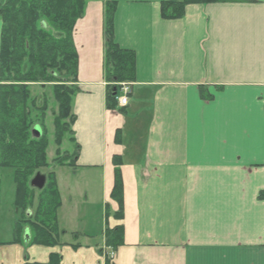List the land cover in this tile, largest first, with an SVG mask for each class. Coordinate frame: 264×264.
I'll list each match as a JSON object with an SVG mask.
<instances>
[{
  "label": "crops",
  "instance_id": "crops-1",
  "mask_svg": "<svg viewBox=\"0 0 264 264\" xmlns=\"http://www.w3.org/2000/svg\"><path fill=\"white\" fill-rule=\"evenodd\" d=\"M108 1L117 2L116 42L136 53L121 112L106 107ZM162 1L87 0L73 35L74 166L98 177L100 199L87 183L92 212L71 214V179L62 173V196L56 172L58 221L74 237L55 246L0 242V264L48 263L52 253L61 264H106L105 230L118 225L124 244L110 264H264V0L189 4L176 20L162 18ZM1 34L2 21L0 44ZM115 156L122 219L111 198Z\"/></svg>",
  "mask_w": 264,
  "mask_h": 264
},
{
  "label": "trees",
  "instance_id": "trees-1",
  "mask_svg": "<svg viewBox=\"0 0 264 264\" xmlns=\"http://www.w3.org/2000/svg\"><path fill=\"white\" fill-rule=\"evenodd\" d=\"M0 1V168L13 170L14 206L22 215L12 242H24L29 230V244L62 245L58 221L62 197L56 172L46 174V184L41 190L32 187L31 180L51 164L75 165L79 156L80 145L73 131L76 115L72 110L78 91L79 56L73 35L77 21L86 13L87 0ZM234 1L241 0H163L160 12L163 19L176 20L184 17L189 4ZM116 8V1L106 2L104 77L106 107L121 112L114 92L121 83L135 81L136 53L122 48L115 40ZM51 98L57 105L52 111L53 141L57 147L52 163L48 157L51 140L46 128ZM35 127L41 131L39 136L34 135ZM67 139L74 144L72 153L63 151ZM113 161L115 182L111 198L118 202L116 216L122 219V160L115 156ZM123 235V225L106 228L105 244L117 250L124 244ZM61 260L60 254L52 253L48 263L25 264H61ZM109 262L106 259V264Z\"/></svg>",
  "mask_w": 264,
  "mask_h": 264
},
{
  "label": "rangeland",
  "instance_id": "rangeland-1",
  "mask_svg": "<svg viewBox=\"0 0 264 264\" xmlns=\"http://www.w3.org/2000/svg\"><path fill=\"white\" fill-rule=\"evenodd\" d=\"M1 5V1H0ZM51 97V94H50ZM50 107L51 110H49L46 118V128L50 135L51 144L48 149V157L50 163H52L53 159L55 158V151H56V145L53 141V124H52V111H55L57 108L56 103L53 102V99L50 100ZM63 151H68L69 153H72L74 150V144L70 142L69 139L64 141L63 144ZM72 159V158H71ZM74 161V159H72ZM49 171H55L58 174V177L60 179V184L63 180L62 173H68L67 177H69L71 180V190H72V199L73 203L69 206V209L71 210V214L79 215V213L83 212L84 209L87 207L92 212L91 205L84 204L83 201V193H85V190H88L87 183H90V186H92L91 190H94V194L96 197V201L100 199V181H98V177H87L84 179V173L80 172L79 168L74 166V164L71 165H65L64 167H57L56 165L51 164L50 167L44 168L41 170L42 173H48ZM13 170L8 168H0V242L10 241L14 240L15 238V228L17 223L22 220L21 212L18 211L14 206V198H15V184L13 183ZM95 187H94V185ZM61 191L62 196H67L65 194L66 190L63 187V182L61 184ZM83 191V192H82ZM91 199L93 198V195L90 196ZM75 204V205H74ZM74 205V206H73ZM64 211L62 212V214ZM63 224V223H62ZM59 223L60 233L62 237L66 241L71 240L73 235L70 233L66 235L65 231L67 230V226ZM74 225H77L76 221L73 223ZM77 235V234H75ZM80 238V237H79ZM102 237H96V239L100 240Z\"/></svg>",
  "mask_w": 264,
  "mask_h": 264
},
{
  "label": "water",
  "instance_id": "water-1",
  "mask_svg": "<svg viewBox=\"0 0 264 264\" xmlns=\"http://www.w3.org/2000/svg\"><path fill=\"white\" fill-rule=\"evenodd\" d=\"M33 132L35 136H39L41 133L39 127H35ZM45 184H46V176L41 173H37L36 176L31 181V185L40 190L45 187Z\"/></svg>",
  "mask_w": 264,
  "mask_h": 264
},
{
  "label": "built area",
  "instance_id": "built-area-1",
  "mask_svg": "<svg viewBox=\"0 0 264 264\" xmlns=\"http://www.w3.org/2000/svg\"><path fill=\"white\" fill-rule=\"evenodd\" d=\"M123 91H124L125 94H127L128 93V88L124 87L123 88ZM120 104L121 105L127 104V97H125V96L124 97H121L120 98Z\"/></svg>",
  "mask_w": 264,
  "mask_h": 264
}]
</instances>
